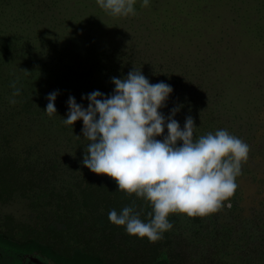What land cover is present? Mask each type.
Returning <instances> with one entry per match:
<instances>
[{
    "label": "trees",
    "instance_id": "16d2710c",
    "mask_svg": "<svg viewBox=\"0 0 264 264\" xmlns=\"http://www.w3.org/2000/svg\"><path fill=\"white\" fill-rule=\"evenodd\" d=\"M142 3L143 0H136L135 15L127 16L125 22L133 21L138 14L144 22L150 19L154 24L153 33L161 40L168 38L172 43L178 42L184 46L190 43V46H196L202 51L203 47L199 42H191L202 39L206 26H209L206 23L213 20L212 28L219 30L220 44L226 45L227 49L235 47L237 52L240 49L246 51L239 54L246 62H250V54H253V58H264V0H149L147 7H142ZM226 9L234 13L236 20H228L224 12ZM120 17L106 12L97 4V0H0V141L12 139L19 142L18 149L8 147L0 151V201H9L18 193L24 196L35 195L43 188H48L58 195L59 203L65 204L64 201L69 199L70 207L67 216L64 210H56V216L52 220L35 223L41 228L31 225V231L20 235L10 231V236L8 232L0 229V264H23L28 256L44 257L54 264H181L177 256L183 253L187 257L186 250L199 245L194 234L192 239L191 236H182L175 232V224L184 218L179 213L169 215L168 220L173 227L164 232L162 238L155 243L149 242L146 237L141 239L129 235L124 226L110 222L109 212L116 210L120 214L124 207H133L140 214V219L148 222L152 207L147 200L135 194L130 196L119 191L116 181L111 177L96 174L83 165L85 151L90 143L83 137V121L78 120L74 125L63 122L69 112V97L76 99L74 87L78 81L66 73L69 67L63 65L60 71L66 73V78L71 83L68 85L64 82L61 85L56 82L58 78H54V87L46 95L44 91L47 81L43 82L45 86L38 89L31 77L30 80L27 79L31 73L35 81L39 78L38 65L34 70L26 66L27 61L32 63L33 59L38 56L40 58V45L37 41L42 44L50 39L46 43L51 47L63 43L61 38L68 42L76 35L61 32L56 37L55 30L46 33L41 27H47V31H51L58 29L60 24L68 23L64 29L78 26L83 31L88 27L97 30L106 27L111 21L118 25L119 22L114 19L120 21ZM32 26L37 27L34 31L40 30L35 32L36 36L30 32ZM99 35L100 37L95 34V38L99 39L97 47L92 46L89 33L77 35L73 40L76 44L72 47V57L82 58L83 52L77 49V45L85 44V62L88 65L83 69L87 71L82 67L78 71L88 72L86 78L80 82V88L86 89V96L88 91L109 92L108 88L115 89L112 78L124 79L125 73L132 69L130 64L133 62L129 60L126 64L123 56L126 47L120 42L117 45L116 41L113 45L117 46L113 47L110 41L102 38L108 36V33L102 32ZM26 40H34L36 43L28 45ZM63 45L69 46L65 43ZM33 46L38 48V55L32 50ZM211 48H215L212 42ZM132 49L133 47L130 51ZM32 54L33 58L30 59ZM161 54L163 55L162 51ZM35 64L38 63H33L34 66ZM44 67L45 65L42 68ZM161 79L157 76L154 80L157 83ZM13 83L19 90V95H13ZM51 91L58 93L55 101L57 113L49 116L45 109ZM219 93H224V90ZM13 100L15 103L11 102ZM262 100L264 104V99ZM76 102L85 104V108L89 104V100L85 98L76 99ZM160 112L167 122V117L172 112L166 108L160 109ZM186 117L179 112L174 116L182 129ZM193 120L196 125L194 139L216 132L208 120ZM56 125L61 126L62 131L70 129L69 139L73 142V137L76 136L77 144L80 143L79 148L82 147L81 151H77L75 142L70 144L71 141L65 137L58 139L55 135ZM164 135H167L166 126L164 134L156 139L162 141ZM255 137L254 135L253 138ZM178 143L182 144V141ZM260 148L259 152H263L264 148ZM65 173L72 174L75 182L69 189L72 192L63 194L59 177ZM236 196L237 189L224 202L230 215L235 214ZM219 215L220 211L191 218L204 221L207 218L217 219ZM216 231L217 239L223 234L221 230ZM209 257L212 264H225L221 261L222 257L219 260L213 255V250Z\"/></svg>",
    "mask_w": 264,
    "mask_h": 264
},
{
    "label": "rangeland",
    "instance_id": "374dc122",
    "mask_svg": "<svg viewBox=\"0 0 264 264\" xmlns=\"http://www.w3.org/2000/svg\"><path fill=\"white\" fill-rule=\"evenodd\" d=\"M224 12L228 20L235 19L231 10L226 9ZM140 16L138 14L131 22H125L126 17L121 16L120 21L117 18L114 19L119 22L118 25L111 21L106 27L97 30L88 27L83 31L78 26H69L70 28L64 29L68 23L60 24L58 29H51V31H47V27H41L46 33L55 30L57 32L56 37L61 32L66 35L70 33L76 35L71 37L68 42L60 39L61 42L70 47L64 46L63 43L49 47L46 42L50 39H46L42 43L43 45L37 41V44L40 45L38 50L40 58L38 56L37 59H33L32 63L27 61L26 66L34 70L37 69L38 65L40 67L37 69L39 78L35 81L34 75L31 73L27 79L30 80L29 77H31V81L38 86V89L40 86H45L43 82L47 81L44 91V95H46L54 87L52 84L55 82L54 78H58L56 81L58 84L62 85L66 82L69 85L71 81L65 75L68 73L78 80L76 87H74L76 99L83 100L86 96V89L80 88V82L86 78L88 72H86L87 69L83 68L88 63L85 62V44L79 43L77 45V49L82 51L84 56L82 58L79 56L72 57V47L76 44H74V38L77 35L89 33L92 37V46L97 47L99 46V39L95 38V34L100 37L99 34L104 32L108 33V36L102 38L110 41L112 45L114 41L117 42V45L119 42L122 43L126 47L123 56L127 63H124L128 64L129 60L133 62L130 64L132 69L125 73L126 76L136 68L141 70L144 76L152 79L149 81L150 83L156 84L154 79L159 76L162 78L161 81L173 88V92L169 95L166 106L161 108L162 110L166 108L172 112L173 108L179 107L178 112L183 117L191 116L196 120H208L215 131L226 129L250 147L249 158L246 163L242 164V174L236 178L238 187L235 214L230 215L229 208L223 207L217 219L206 217V220L198 221L186 214L179 213L184 218L175 224V232L182 236H191V238L194 234L193 236H196V240L199 242V245L195 246L196 248L186 250L187 257L183 253L177 256V259H180L179 263L212 264L209 253L213 250V255L219 260L222 257L221 261L225 264H263L264 150L263 152H259V150L261 149L260 146L264 148V104L262 100V98L264 99V58H253V54H250V62H246L245 58L239 55L246 53V51L240 49L237 52L235 47L234 49H227L226 45L220 44L218 42L220 39L219 30L212 28L213 20L206 23L209 26H206L202 39L191 42H199L203 47L200 51L196 46H190L192 45L190 43L184 46L178 42L172 43L168 38L161 40L159 36L153 33L152 26L154 24L151 20L144 22ZM69 23L73 24L71 21ZM35 28L37 27L32 26L30 31L33 36H36L34 35L35 32H40V30L34 31ZM49 37L53 38L51 35ZM226 39L229 38L226 37ZM30 40H26L28 45L36 43V41ZM211 42L215 44L214 49H210ZM236 42H238V37ZM117 45H113V47ZM132 47L133 49L130 51ZM37 49L34 46L32 48L36 55H38ZM33 55L30 56V59L33 58ZM102 61L107 63L106 60ZM33 63L38 64L34 66ZM44 65L45 67L42 68ZM63 65L69 67L66 73L60 71V67ZM79 67L86 71H78ZM161 81H157V83ZM108 89L109 92L98 91L105 96H110L114 92V87ZM220 90H224V93H219ZM70 132V129L62 131L61 126L56 125L55 135L58 139L60 137L69 139ZM254 135L255 138H253ZM9 140L0 141V151L6 150L8 147L18 149L19 142ZM69 141H71L70 144L75 142L77 151H81L80 148L82 147L79 148L80 143L77 144L76 136L73 137V142L71 139ZM59 180L62 184L60 186L63 194L72 192L69 190L72 183L75 182V177L72 174H62ZM74 187L75 185L72 188ZM57 196L52 189L43 188L35 195L24 196L18 193L9 201H0V229L3 232H8L9 235L10 231L14 234L18 232L20 235L31 231V225L41 228L35 223H46L52 220L56 216V210L61 212L64 210L67 216L70 213L69 199L64 201L65 204L59 203L60 200ZM216 229L221 230L224 236L220 235L216 239L218 235ZM243 250L245 251L242 252ZM23 264L54 263L44 257L28 256Z\"/></svg>",
    "mask_w": 264,
    "mask_h": 264
},
{
    "label": "clouds",
    "instance_id": "9594fccd",
    "mask_svg": "<svg viewBox=\"0 0 264 264\" xmlns=\"http://www.w3.org/2000/svg\"><path fill=\"white\" fill-rule=\"evenodd\" d=\"M135 3L97 0L102 9L117 17L135 15ZM147 6L149 0H143L142 7ZM112 82V95L97 90L84 97L89 100L87 108L69 97V112L63 121L66 125L83 121V137L90 142L84 166L111 177L119 191L135 194L152 207L148 222L133 207H124L120 214L110 211V222L124 226L129 235L155 243L172 229L170 214L204 217L220 211L238 187L236 178L249 158V145L226 129L194 139L193 118L186 117L183 129L174 119L179 107L172 109L166 122L160 109L173 88L163 81L150 83L141 70L134 68L124 79L113 77ZM11 86L13 95H19L15 84ZM57 95L52 92L47 97L49 116L57 113ZM165 126L167 135L162 141L156 139L164 134Z\"/></svg>",
    "mask_w": 264,
    "mask_h": 264
}]
</instances>
